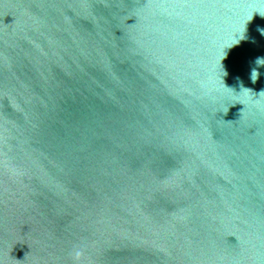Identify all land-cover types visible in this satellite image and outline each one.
Here are the masks:
<instances>
[{"label": "water", "instance_id": "water-1", "mask_svg": "<svg viewBox=\"0 0 264 264\" xmlns=\"http://www.w3.org/2000/svg\"><path fill=\"white\" fill-rule=\"evenodd\" d=\"M258 29L264 0H0V264H264Z\"/></svg>", "mask_w": 264, "mask_h": 264}, {"label": "clouds", "instance_id": "clouds-1", "mask_svg": "<svg viewBox=\"0 0 264 264\" xmlns=\"http://www.w3.org/2000/svg\"><path fill=\"white\" fill-rule=\"evenodd\" d=\"M258 31H260L261 34L264 35V29H258ZM75 255H76V256H80V255H82V253H81L79 250H77V251L75 252Z\"/></svg>", "mask_w": 264, "mask_h": 264}]
</instances>
